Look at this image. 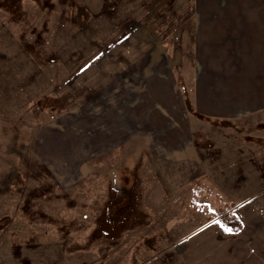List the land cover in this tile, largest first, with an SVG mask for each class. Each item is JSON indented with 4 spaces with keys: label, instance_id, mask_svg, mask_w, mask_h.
<instances>
[{
    "label": "rangeland",
    "instance_id": "1",
    "mask_svg": "<svg viewBox=\"0 0 264 264\" xmlns=\"http://www.w3.org/2000/svg\"><path fill=\"white\" fill-rule=\"evenodd\" d=\"M194 8L195 0H0V120L21 121L20 129L39 123L52 143L48 155L31 144L11 164L15 178L0 196V264H221L226 247L223 257L209 245L197 253L193 233L218 226L231 239L246 220L264 238V109L207 118L189 94L199 40L217 50L216 70L230 69L229 54L249 60L252 76L263 71L264 30H193ZM100 64L123 97L146 90L152 68L173 71L205 161H197L200 178L169 182L143 137L145 118L108 145L115 133L109 124L99 132L89 105L97 93L86 90ZM179 165L193 174L187 160ZM228 213L240 230L222 224Z\"/></svg>",
    "mask_w": 264,
    "mask_h": 264
},
{
    "label": "crops",
    "instance_id": "2",
    "mask_svg": "<svg viewBox=\"0 0 264 264\" xmlns=\"http://www.w3.org/2000/svg\"><path fill=\"white\" fill-rule=\"evenodd\" d=\"M261 3H264V0H195L193 30H264V4ZM200 41L196 44L195 80L193 89L189 92L195 112L207 118L233 120L244 115L257 114L264 109V61L263 68L260 69L263 70L262 74L256 72L250 76L249 60H238L228 54L230 60L227 67L230 69H223L222 66L216 70L217 50L212 45ZM110 66L117 68L119 63ZM151 72L152 80L146 90H135L129 95L125 93L126 97H123L119 91L120 86L116 90L113 85L115 83L113 74L107 73L101 64L98 65L94 72L95 78L86 82V90L90 91L89 97L92 98L97 93L96 98L92 100L96 103L89 102V105L92 109L95 107L97 109L99 132L105 130V125L109 124L107 131H112L111 136L115 133L112 139L115 141L108 144L111 147L121 143L122 130L135 131L138 119L149 120L151 123L143 134L145 142L155 158L162 163L169 182L175 187L185 186L187 179H197L204 174L197 161L205 162L197 151V145L194 143L196 138L187 122V119H190L186 108L187 97L180 86H177L170 68L163 67V70L158 72H154L152 68ZM151 87L158 92H147ZM123 115L130 116L126 122L123 121L124 124ZM168 116H172V119ZM20 123L22 122L9 118L0 120V171L6 170L0 178V196L9 191L15 178L16 167L11 164L21 160L31 144L35 146V153L39 151L44 155H48L47 148L52 144L45 142L41 133L42 125L39 123L29 121L30 127L22 129ZM137 136L133 134L125 144L131 143L130 141ZM116 138L119 140L118 143ZM158 149L163 154L159 153ZM180 160H187L191 168H194L193 174L197 175L188 173L186 167L181 168ZM166 165L173 167L172 171ZM243 222L245 227L242 234L245 235L240 236L242 234L239 232L231 235V239H227L218 226H209L205 231L199 230L196 235L193 233L191 236L192 239L195 238L194 251H204L209 245L210 250L218 257L226 247L228 252L224 249L225 259H222L221 264H264V238L259 240L258 234H250L253 231L251 221ZM225 240H229L228 242L234 240L233 245L227 246ZM257 240L263 244L262 248L259 247L260 243H257ZM232 248L233 251L229 252Z\"/></svg>",
    "mask_w": 264,
    "mask_h": 264
},
{
    "label": "trees",
    "instance_id": "3",
    "mask_svg": "<svg viewBox=\"0 0 264 264\" xmlns=\"http://www.w3.org/2000/svg\"><path fill=\"white\" fill-rule=\"evenodd\" d=\"M222 224L231 231H238L243 227V222L235 213H228L221 217Z\"/></svg>",
    "mask_w": 264,
    "mask_h": 264
}]
</instances>
